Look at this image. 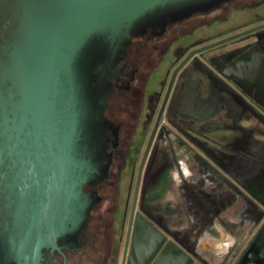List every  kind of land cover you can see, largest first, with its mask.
I'll list each match as a JSON object with an SVG mask.
<instances>
[{"label":"water","instance_id":"1","mask_svg":"<svg viewBox=\"0 0 264 264\" xmlns=\"http://www.w3.org/2000/svg\"><path fill=\"white\" fill-rule=\"evenodd\" d=\"M225 1L0 0V264L105 254L102 199L138 68L173 23ZM135 204L122 264H195L147 218L134 223Z\"/></svg>","mask_w":264,"mask_h":264},{"label":"flooded vegetation","instance_id":"2","mask_svg":"<svg viewBox=\"0 0 264 264\" xmlns=\"http://www.w3.org/2000/svg\"><path fill=\"white\" fill-rule=\"evenodd\" d=\"M132 92L112 194L102 199L111 233L91 264H122L134 200V223L144 216L193 250L189 227L177 222L188 214L201 232L217 221L240 237L219 264H264V150L241 123L243 109L264 126V0L225 1L173 23L157 56L138 68ZM193 252L195 264H212Z\"/></svg>","mask_w":264,"mask_h":264},{"label":"crops","instance_id":"3","mask_svg":"<svg viewBox=\"0 0 264 264\" xmlns=\"http://www.w3.org/2000/svg\"><path fill=\"white\" fill-rule=\"evenodd\" d=\"M185 225L189 227L188 240L191 241L194 248L193 251H197L202 256L211 261L212 264H219L228 255L229 251L234 247L237 240L240 237L230 236L225 230L224 226L219 222H214L209 229L203 228L199 231L198 225L193 223L192 225L177 224L178 229H181ZM217 252V257H220L218 261H214L213 255Z\"/></svg>","mask_w":264,"mask_h":264},{"label":"rangeland","instance_id":"4","mask_svg":"<svg viewBox=\"0 0 264 264\" xmlns=\"http://www.w3.org/2000/svg\"><path fill=\"white\" fill-rule=\"evenodd\" d=\"M245 14L246 13H243V12L242 13H236V15L233 16L231 21L244 19ZM231 21L227 22L226 25L230 24ZM241 114H242V118H241L242 125L253 128L255 130L254 134L257 137L258 143H259L258 144V150H262V149L264 150V126L258 120L254 119V117L251 118L250 112L241 109ZM227 135H228L227 133H219L217 135V137L224 138ZM176 182L178 185L181 183V177L179 176V174H177V176H176ZM184 219H185V221L181 224H186V225L191 224L192 220L188 214L185 215ZM177 224H180L179 221L177 222ZM217 255H218V253L214 252V255L212 258L214 261L219 260L220 257H217Z\"/></svg>","mask_w":264,"mask_h":264}]
</instances>
